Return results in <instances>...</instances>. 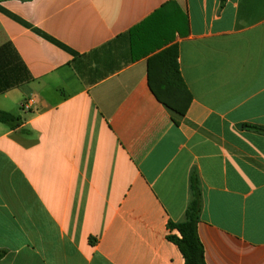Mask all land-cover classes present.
<instances>
[{
  "label": "crops",
  "instance_id": "0c3cea01",
  "mask_svg": "<svg viewBox=\"0 0 264 264\" xmlns=\"http://www.w3.org/2000/svg\"><path fill=\"white\" fill-rule=\"evenodd\" d=\"M161 39L177 123L148 86ZM0 111V264H184L167 225L192 174L205 264H264V133L243 127L264 128V0L0 2Z\"/></svg>",
  "mask_w": 264,
  "mask_h": 264
},
{
  "label": "trees",
  "instance_id": "16d2710c",
  "mask_svg": "<svg viewBox=\"0 0 264 264\" xmlns=\"http://www.w3.org/2000/svg\"><path fill=\"white\" fill-rule=\"evenodd\" d=\"M3 1L7 0H0V2ZM160 41L152 48L151 56L147 60L148 86L157 101L171 113L173 119H180L185 116L192 96L179 71L177 46L169 45L170 40L162 41L161 39ZM174 122L177 123L176 120ZM0 123L17 126L19 118L0 111ZM243 127L264 133L262 127L249 125ZM190 192L191 199L185 211L184 220L180 223H168L167 240L178 248L184 264H205L203 247L197 235V224L201 212V193L195 174L190 177ZM173 231L175 233H171ZM3 254L0 252V258Z\"/></svg>",
  "mask_w": 264,
  "mask_h": 264
}]
</instances>
